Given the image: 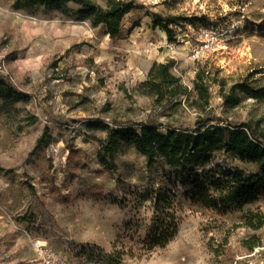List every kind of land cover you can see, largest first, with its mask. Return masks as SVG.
I'll return each instance as SVG.
<instances>
[{
    "label": "rangeland",
    "instance_id": "1",
    "mask_svg": "<svg viewBox=\"0 0 264 264\" xmlns=\"http://www.w3.org/2000/svg\"><path fill=\"white\" fill-rule=\"evenodd\" d=\"M13 1L0 0V51L29 99L0 111V264H34L37 241L70 264H264V225L247 224L251 213H264V192L244 207H202L192 203L193 185L176 168L164 160L149 165L132 144H121L114 168L100 157L108 127L115 124L149 123L164 131L194 126L199 112L190 103L197 97L199 71L210 82L209 114L218 118L213 122L264 126V98L246 96L227 109L222 96L241 83L264 87V0H127L136 7L122 20L126 28L151 14L178 18L171 27L183 41L175 53L160 34L147 38L145 47L123 49L104 25L58 10L15 9ZM235 21L240 27L223 35ZM29 23L60 26L67 39H27L23 28ZM202 26L214 29L216 38L194 60L190 50ZM165 48L163 62L174 56L172 70L189 93L159 106L139 94L138 86L148 78L144 70L155 53ZM46 127L52 141L36 149ZM224 159L217 154L215 162L256 171L252 163ZM159 192L165 203L157 212ZM163 213L179 222L178 232L166 246L147 249L149 228Z\"/></svg>",
    "mask_w": 264,
    "mask_h": 264
},
{
    "label": "trees",
    "instance_id": "2",
    "mask_svg": "<svg viewBox=\"0 0 264 264\" xmlns=\"http://www.w3.org/2000/svg\"><path fill=\"white\" fill-rule=\"evenodd\" d=\"M70 4L77 7L72 8ZM12 7L34 12L42 9L45 12L61 11L71 15L75 20H90L94 27L104 25L106 33L112 39L124 37L122 20L126 14L136 7L134 1L106 0L102 5L96 0H14ZM153 16V28L159 27L168 35V40H175L174 24H178L175 16ZM138 23L133 25L136 26ZM175 59L167 62H154L148 72V78L138 86L141 95L148 96L159 105H165L180 95L189 93L181 77L173 72ZM197 97L190 105L199 112L194 126H169L162 130L149 123L108 127V136L100 153L101 161L114 168L116 151L122 143L134 145L142 153L149 165L160 160L176 168L185 179V184L193 185L192 203L202 207L228 209L233 206L244 207L258 200L264 192V126L254 121L237 124L233 121L213 122L218 119L211 116L210 82L205 71H199L194 80ZM239 90V91H238ZM227 109L239 106L246 96L256 99L264 98V87H253L241 83L229 93L222 92ZM189 97V95H188ZM29 95L20 90L4 76H0V111L20 100H28ZM180 101H176L177 104ZM36 119V117H34ZM34 122V121H33ZM32 122V123H33ZM52 135L48 127L38 138L36 149L48 146ZM217 154L226 159H240L252 163L256 171L215 162ZM33 188L32 185H30ZM164 195L159 192L154 201L155 209L160 211L165 203ZM247 224L259 229L264 225V213H251ZM179 222L166 213L156 215L154 224L150 226L145 239L147 249L166 246L177 234ZM258 243L250 245L253 249Z\"/></svg>",
    "mask_w": 264,
    "mask_h": 264
},
{
    "label": "crops",
    "instance_id": "3",
    "mask_svg": "<svg viewBox=\"0 0 264 264\" xmlns=\"http://www.w3.org/2000/svg\"><path fill=\"white\" fill-rule=\"evenodd\" d=\"M153 16L147 15L145 19L141 20L138 25L125 27L122 25L123 31H124V39L121 38V47L124 49L127 47V45H133L135 47H145L147 45V38H150L152 36H155L156 34H160L161 42H167L168 35L167 33L160 29L153 28ZM147 26L148 31L141 33L142 27ZM58 30V31H57ZM23 32L25 34V37L27 39H32L36 41H41L42 44H49L52 42V40H58L59 42L67 39V33L66 30L62 27H53L50 23L46 24H37L35 26H30V23L27 25L26 28H23ZM148 33V37L147 34ZM127 37V38H126ZM36 44H34L35 46ZM166 48L159 54V52L155 53L153 60L150 62L149 66L144 70L145 73H148L154 62H163L166 60V56L169 54H165ZM131 69L138 68L139 70H142V68L139 65H132L130 64Z\"/></svg>",
    "mask_w": 264,
    "mask_h": 264
},
{
    "label": "built area",
    "instance_id": "4",
    "mask_svg": "<svg viewBox=\"0 0 264 264\" xmlns=\"http://www.w3.org/2000/svg\"><path fill=\"white\" fill-rule=\"evenodd\" d=\"M197 44L194 45L190 50V57L194 60L200 59L209 52L212 48L214 40L216 38V32L214 29L206 26H202L195 31ZM183 39L176 38L175 40H168L165 43V47L172 53L178 50L179 44ZM174 59V56H171ZM0 76H4L9 79L16 86V82L13 79L9 69L8 62L5 55L0 51ZM35 249L37 252V259L34 264H70L66 258L53 250L48 244L37 241L35 243Z\"/></svg>",
    "mask_w": 264,
    "mask_h": 264
},
{
    "label": "bare ground",
    "instance_id": "5",
    "mask_svg": "<svg viewBox=\"0 0 264 264\" xmlns=\"http://www.w3.org/2000/svg\"><path fill=\"white\" fill-rule=\"evenodd\" d=\"M240 25H241V21H235V22L233 23V25L229 28L228 31H223V35H225V34L228 33V32H232V31L236 30L237 28L240 27Z\"/></svg>",
    "mask_w": 264,
    "mask_h": 264
}]
</instances>
